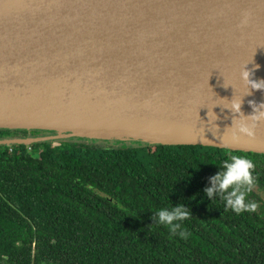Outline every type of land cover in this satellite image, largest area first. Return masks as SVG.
I'll return each mask as SVG.
<instances>
[{"label":"water","instance_id":"1","mask_svg":"<svg viewBox=\"0 0 264 264\" xmlns=\"http://www.w3.org/2000/svg\"><path fill=\"white\" fill-rule=\"evenodd\" d=\"M242 71L264 80V0H0V129L58 133L0 145L82 136L264 154V121L233 138L249 101L264 102Z\"/></svg>","mask_w":264,"mask_h":264},{"label":"trees","instance_id":"2","mask_svg":"<svg viewBox=\"0 0 264 264\" xmlns=\"http://www.w3.org/2000/svg\"><path fill=\"white\" fill-rule=\"evenodd\" d=\"M42 131L0 129V140ZM136 143L1 144L0 264H264V154ZM233 155L255 164L254 212L204 193ZM177 204L192 214L186 239L154 219Z\"/></svg>","mask_w":264,"mask_h":264},{"label":"clouds","instance_id":"3","mask_svg":"<svg viewBox=\"0 0 264 264\" xmlns=\"http://www.w3.org/2000/svg\"><path fill=\"white\" fill-rule=\"evenodd\" d=\"M240 75L248 91L249 86L252 89H264V80L257 81L250 79L249 72L242 71ZM227 85L225 84V86ZM232 101L233 99L230 101V105L225 107L230 108L233 113H240L241 115V101ZM249 103L252 106L253 112L249 115L243 114L246 119L237 123L236 130L233 133L234 139L238 137V133L253 136L256 124L264 121V102L257 104L249 101ZM220 168L223 171H219L209 177V185L204 188L205 195L210 200L214 196H219L224 201L225 208L237 214L254 212L257 208L256 203L247 200L248 194L255 185V177L253 175L255 169L254 162L247 157L233 155L230 160H224ZM190 215H192L191 211L184 204H177L170 209H159L155 212L154 219L156 223L166 226L171 234L186 239L188 233L181 225L189 219Z\"/></svg>","mask_w":264,"mask_h":264},{"label":"rangeland","instance_id":"4","mask_svg":"<svg viewBox=\"0 0 264 264\" xmlns=\"http://www.w3.org/2000/svg\"><path fill=\"white\" fill-rule=\"evenodd\" d=\"M17 135V134H16ZM53 135H58V133H56L55 131H42L40 132L38 135H36L35 137H39V136H53ZM74 138L79 139L82 142H89V143H95L97 145H104V146H134L137 143L136 142H140V143H147V142H142V141H136V140H120V139H107V138H89V137H82V136H76ZM58 142V141H57ZM149 144V143H147ZM152 145V144H151ZM33 152V150H31Z\"/></svg>","mask_w":264,"mask_h":264}]
</instances>
